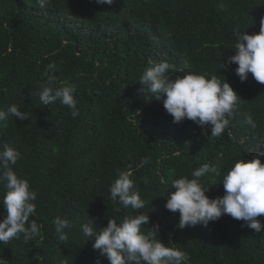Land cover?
I'll return each mask as SVG.
<instances>
[{
    "label": "trees",
    "instance_id": "obj_1",
    "mask_svg": "<svg viewBox=\"0 0 264 264\" xmlns=\"http://www.w3.org/2000/svg\"><path fill=\"white\" fill-rule=\"evenodd\" d=\"M262 17L264 0H48L44 7L0 0V109L15 104L31 113L0 123V150L8 144L21 153L13 169L36 192L29 222L41 226L32 241L21 234L0 243L8 264H110L85 240L94 237H84L82 225L94 218L99 231L108 218L120 223L141 213L149 216L141 231L158 224L156 238L186 252V264H264V231L227 214L206 227L179 229V213L165 207L173 180L191 179L208 163L217 171L200 178L205 194L223 195L221 180L234 162L264 153V84L251 73L242 82L237 65L226 63L235 54L233 30L256 33ZM163 60L175 65L169 78L222 75L240 96L219 137L189 119L173 123L161 100L138 93L145 69ZM49 63L56 65V87L75 86L76 118L59 100L47 106L39 100ZM125 170L145 202L140 210L110 199V185ZM58 216L72 225L64 241L52 223Z\"/></svg>",
    "mask_w": 264,
    "mask_h": 264
},
{
    "label": "clouds",
    "instance_id": "obj_2",
    "mask_svg": "<svg viewBox=\"0 0 264 264\" xmlns=\"http://www.w3.org/2000/svg\"><path fill=\"white\" fill-rule=\"evenodd\" d=\"M113 2L96 0L98 4L111 5ZM47 3L48 0H38L40 7ZM233 34L236 40L235 54L228 56L226 63L237 65L234 71L242 82L251 73L257 82L264 84V17L261 18L258 32L248 34L245 30L235 28ZM55 68L54 63L46 66L48 82L42 87L39 100L45 106L59 100L71 110V116L76 118L79 109L74 98L75 86L64 83L56 87L55 78L51 75ZM174 68L175 65L167 60L147 67L139 77L141 87L138 93L146 100L153 97L161 100L166 112L172 116L173 123L189 119L198 126H208L211 135L219 137L236 111L240 96L222 75L187 72L172 79L166 73ZM30 115L13 104L6 110L0 109V123L14 117L24 121ZM246 122L255 127L251 116ZM261 156L264 153L255 152L251 159L241 158L234 162L221 180L223 195L210 198L205 194L208 185L204 186L200 178L217 171L215 166L208 163L195 169L191 179L182 176L173 180L165 207L173 213H179L178 228L197 224L206 227L209 222L227 214L256 232L264 231V222L259 219L264 216V163L261 162ZM20 157L21 153L8 144L0 150V181L6 182L7 189L0 196V206L6 212L0 219V243L5 245L21 234L27 243L39 237L41 232V226L35 220L29 222V217L36 211V192L31 189L28 180L18 176L13 169ZM145 163H148L147 158L141 162ZM131 177V171L118 172L117 178L110 185V199L114 202L118 200L125 208L140 210L144 208L145 202ZM148 221V214L143 213L126 217L120 223L108 218L106 226L97 231L94 218L88 217V222L82 225V232L86 238L94 237L85 240H91L92 248L98 250L101 256L106 255L110 264H186L190 259L186 252L166 246L156 238L158 224L147 228V232L141 231V226ZM52 223L59 240H67L64 230L71 228V222L58 216ZM0 264H8V259L3 255H0Z\"/></svg>",
    "mask_w": 264,
    "mask_h": 264
}]
</instances>
